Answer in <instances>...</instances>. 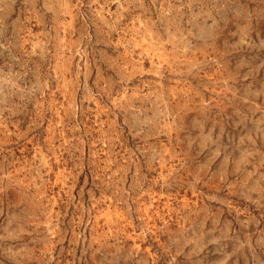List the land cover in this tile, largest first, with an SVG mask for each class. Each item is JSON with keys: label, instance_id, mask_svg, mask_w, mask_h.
Here are the masks:
<instances>
[{"label": "rangeland", "instance_id": "obj_1", "mask_svg": "<svg viewBox=\"0 0 264 264\" xmlns=\"http://www.w3.org/2000/svg\"><path fill=\"white\" fill-rule=\"evenodd\" d=\"M0 264H264V0H0Z\"/></svg>", "mask_w": 264, "mask_h": 264}]
</instances>
